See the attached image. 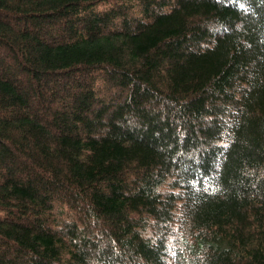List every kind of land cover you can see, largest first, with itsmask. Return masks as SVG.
<instances>
[{
	"label": "trees",
	"instance_id": "trees-1",
	"mask_svg": "<svg viewBox=\"0 0 264 264\" xmlns=\"http://www.w3.org/2000/svg\"><path fill=\"white\" fill-rule=\"evenodd\" d=\"M0 264H264V0H0Z\"/></svg>",
	"mask_w": 264,
	"mask_h": 264
}]
</instances>
